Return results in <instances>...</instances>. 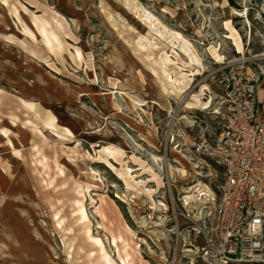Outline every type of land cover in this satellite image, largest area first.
I'll return each instance as SVG.
<instances>
[{"label":"rangeland","instance_id":"1","mask_svg":"<svg viewBox=\"0 0 264 264\" xmlns=\"http://www.w3.org/2000/svg\"><path fill=\"white\" fill-rule=\"evenodd\" d=\"M262 21L264 0H0V264H170L180 192L207 184L188 209L210 211L221 178L187 141L207 107L164 84L194 70L178 40L201 96L217 53L262 49Z\"/></svg>","mask_w":264,"mask_h":264},{"label":"built area","instance_id":"2","mask_svg":"<svg viewBox=\"0 0 264 264\" xmlns=\"http://www.w3.org/2000/svg\"><path fill=\"white\" fill-rule=\"evenodd\" d=\"M257 40L262 49L252 55L213 58L196 83L209 102L210 125L188 133L189 149L218 168L221 178L212 210L173 211L166 230L170 264H264V122L257 118L256 98L264 80V21Z\"/></svg>","mask_w":264,"mask_h":264},{"label":"bare ground","instance_id":"3","mask_svg":"<svg viewBox=\"0 0 264 264\" xmlns=\"http://www.w3.org/2000/svg\"><path fill=\"white\" fill-rule=\"evenodd\" d=\"M237 14H238V16H246L245 11L238 12ZM178 42H179L180 49L185 48L189 51L190 60L193 63L192 65L194 67V70H191L189 74L182 73L181 79H178L176 81L173 80V81H169V82H164V84H165L166 88L175 96L176 99H180V104H181L183 112H185V113L190 112L194 108H196L197 110H204L202 108L208 107V104H209L208 101L202 100V97L199 95H193L192 94L189 97H186L184 95V93L187 89V85L194 79V76L197 75V73L200 71V68L202 67L201 59L198 57V55L196 54L193 47H191V45L186 40H178ZM217 57L221 58L219 53H217ZM198 107H200V108H198ZM176 172H178L179 176H181V177H185L187 175V172L183 166H180L179 168H177ZM169 173L170 174L172 173L170 167H169ZM196 175H198V173ZM212 191L213 190H211L207 184H205L201 181H197L196 183H194V185H192L190 187H186L185 189H183L180 192V193H183L180 200L182 201L183 205L186 208H191V207L195 206V203L191 204L192 202H201L203 204L207 203V202H212L214 200V194ZM145 198H146V196H145ZM149 198H150V196H149ZM150 201H151V198H150ZM151 203H153V202H151ZM161 207L164 208L165 206H161ZM152 208H154V207H152ZM204 208H206V206H202V207L197 206L195 212H202V210ZM159 210H160V208H159ZM165 218H166V216H165ZM152 229H155V228H152ZM147 234H149V233H147ZM158 236H159V234H158Z\"/></svg>","mask_w":264,"mask_h":264},{"label":"crops","instance_id":"4","mask_svg":"<svg viewBox=\"0 0 264 264\" xmlns=\"http://www.w3.org/2000/svg\"><path fill=\"white\" fill-rule=\"evenodd\" d=\"M236 44H238V42H235V45ZM256 98L258 107L257 118L258 120L264 122V80H262L257 86Z\"/></svg>","mask_w":264,"mask_h":264}]
</instances>
